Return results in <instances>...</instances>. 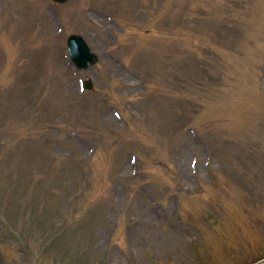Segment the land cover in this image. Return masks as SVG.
Instances as JSON below:
<instances>
[{"label": "rangeland", "instance_id": "rangeland-1", "mask_svg": "<svg viewBox=\"0 0 264 264\" xmlns=\"http://www.w3.org/2000/svg\"><path fill=\"white\" fill-rule=\"evenodd\" d=\"M263 258L264 0H0V264Z\"/></svg>", "mask_w": 264, "mask_h": 264}, {"label": "water", "instance_id": "water-1", "mask_svg": "<svg viewBox=\"0 0 264 264\" xmlns=\"http://www.w3.org/2000/svg\"><path fill=\"white\" fill-rule=\"evenodd\" d=\"M55 1L64 2L67 0H55ZM68 44H69L71 57L74 63L78 67H86L88 61H90V64L95 63L96 57L90 54L89 50L84 47L80 39L71 37L69 39ZM87 88H90L89 83H87ZM260 264H264V262Z\"/></svg>", "mask_w": 264, "mask_h": 264}]
</instances>
